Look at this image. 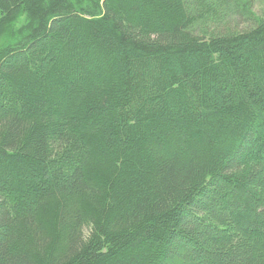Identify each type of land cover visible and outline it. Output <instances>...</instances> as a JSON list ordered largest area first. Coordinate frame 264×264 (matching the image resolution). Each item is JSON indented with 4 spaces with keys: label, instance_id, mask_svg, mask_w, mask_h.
Here are the masks:
<instances>
[{
    "label": "trees",
    "instance_id": "1",
    "mask_svg": "<svg viewBox=\"0 0 264 264\" xmlns=\"http://www.w3.org/2000/svg\"><path fill=\"white\" fill-rule=\"evenodd\" d=\"M209 1L0 0V264H264V17Z\"/></svg>",
    "mask_w": 264,
    "mask_h": 264
},
{
    "label": "rangeland",
    "instance_id": "2",
    "mask_svg": "<svg viewBox=\"0 0 264 264\" xmlns=\"http://www.w3.org/2000/svg\"><path fill=\"white\" fill-rule=\"evenodd\" d=\"M248 11H239L238 4H235V11L231 8L218 11V19L210 20L204 24L196 26L192 32L197 36L224 35L238 33L255 26L256 22L264 17V0H247ZM211 2V0L209 1ZM217 6L223 5L219 0H212ZM237 2V1H236ZM239 2V1H238ZM242 6V5H241ZM243 7V6H242ZM246 10V9H245Z\"/></svg>",
    "mask_w": 264,
    "mask_h": 264
}]
</instances>
